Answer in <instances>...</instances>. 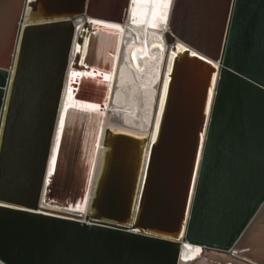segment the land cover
Returning <instances> with one entry per match:
<instances>
[{
	"label": "water",
	"instance_id": "95a60500",
	"mask_svg": "<svg viewBox=\"0 0 264 264\" xmlns=\"http://www.w3.org/2000/svg\"><path fill=\"white\" fill-rule=\"evenodd\" d=\"M198 2L226 7L229 14L183 231L204 111L195 114L194 96L209 66L194 56L176 61L156 142L151 135L146 141L139 185V138L103 132V170L86 221L49 215L39 205L76 23L126 21L130 0H83L67 19L17 28L10 71L0 69V264H178L184 245L226 255L238 240L264 202V0H187L178 30L203 49L213 32L212 12ZM169 15L165 43L175 39ZM211 75L207 70V89ZM185 153L176 223L167 230L159 224L170 210ZM140 227L170 231L175 239L139 233Z\"/></svg>",
	"mask_w": 264,
	"mask_h": 264
},
{
	"label": "bare ground",
	"instance_id": "6f19581e",
	"mask_svg": "<svg viewBox=\"0 0 264 264\" xmlns=\"http://www.w3.org/2000/svg\"><path fill=\"white\" fill-rule=\"evenodd\" d=\"M186 2L187 0H130L126 21L121 23L88 19L86 24L81 25L77 21L76 26L79 28L64 79L44 192L39 205L41 212L86 221L87 214L91 212L88 205L94 186L103 170V132L128 133L139 138V185L146 141L151 135V144L156 142L176 61L194 56L202 59L209 68L203 70L204 74L199 78L194 96L195 114L199 116L200 110L204 111L199 127V149L193 164L180 226V230H184L199 166L204 129L218 76V64L215 60L218 58L229 14L226 7L198 2L197 5L212 12L210 17L213 31L208 36L206 48L198 49L178 30L182 25ZM82 5L83 0H27L24 15H21L23 0H0V69L9 70L16 31L21 24L23 26L67 19L77 13ZM202 8L200 9L203 10ZM169 12V23L171 26L175 24L171 33L175 39L171 40L172 43H165L163 32L166 30ZM145 14L149 22L143 24ZM198 51L204 52L208 58ZM207 70L212 71L208 89ZM194 127L195 123L189 125L192 129L191 139ZM191 144L192 142H188L190 148ZM183 160L170 210L159 224L167 230H172L176 223L179 197L187 174L186 153ZM143 185L145 183L142 184V189ZM135 230L175 239L170 231L164 233L142 227ZM247 262L264 264V202L226 255L206 252L194 245H184L178 264H248Z\"/></svg>",
	"mask_w": 264,
	"mask_h": 264
}]
</instances>
